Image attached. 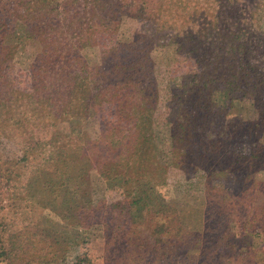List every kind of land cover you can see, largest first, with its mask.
<instances>
[{
  "label": "trees",
  "instance_id": "16d2710c",
  "mask_svg": "<svg viewBox=\"0 0 264 264\" xmlns=\"http://www.w3.org/2000/svg\"><path fill=\"white\" fill-rule=\"evenodd\" d=\"M263 23L264 0H0V264H264ZM178 174L200 190L169 196Z\"/></svg>",
  "mask_w": 264,
  "mask_h": 264
},
{
  "label": "rangeland",
  "instance_id": "374dc122",
  "mask_svg": "<svg viewBox=\"0 0 264 264\" xmlns=\"http://www.w3.org/2000/svg\"><path fill=\"white\" fill-rule=\"evenodd\" d=\"M151 21L150 20H139L136 21L135 23H131L130 26H132L134 29L136 30H144V31H149L151 29ZM264 24V23H263ZM116 32H101L98 35V41L100 44V47L104 48L107 45L109 46L112 43L113 37L115 36ZM115 38V37H114ZM38 50H32V53H36ZM91 62L95 63V58L94 55H92L90 57ZM27 60L28 59H22L20 60V63L23 64V67H18V69L20 70H25L27 72ZM21 64V65H22ZM191 65H189V63L187 61L184 60H180L178 59L176 62H173L171 65H164V67L162 68V73H166V72H170L173 73L174 76H178L179 74H183V73H187V72H192V70L190 69ZM18 70V71H20ZM24 77V73L22 71H20V78ZM29 83V80H27V77L24 78V86L25 88H27ZM157 84H158V89L160 90V95L161 96H165L166 97H170V92L167 91V85L169 84L167 82V85L164 84V82L161 80V78L159 80H157ZM165 105L164 103H161V106ZM113 112L114 109L111 107L105 111V113H103V116L105 114L104 118H109L111 120V118L109 117L111 114L113 116ZM111 116V117H112ZM158 123L163 122L162 119L158 120ZM8 148V147H7ZM239 149H242V151L247 154L250 155V152L252 150L250 141L245 140V142L239 147ZM9 151V148H8ZM8 156L10 157H14V156H18L19 153L16 151H9ZM194 174L191 175H184V174H178L176 176H172L171 179L169 180V185L164 189V192H166L169 196H174L177 192H182V191H186V190H193L194 192H198L200 190V186L198 185L199 183H197L195 186H191L192 183L198 182L200 180H202V176L201 175H196L193 176ZM262 176H264V174H262ZM53 218L59 221H62V214L59 213H53L52 214ZM257 248H260V246H256ZM102 248V244H101V237L100 236H95L92 238L91 244H90V250H91V259L93 261H96L97 259H99V256L101 255L100 251ZM72 255L76 256L77 253H72ZM71 255V256H72ZM73 256V257H74Z\"/></svg>",
  "mask_w": 264,
  "mask_h": 264
}]
</instances>
